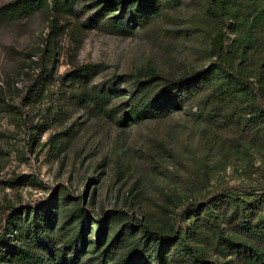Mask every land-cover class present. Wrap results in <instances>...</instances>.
I'll return each instance as SVG.
<instances>
[{"label": "rangeland", "instance_id": "1", "mask_svg": "<svg viewBox=\"0 0 264 264\" xmlns=\"http://www.w3.org/2000/svg\"><path fill=\"white\" fill-rule=\"evenodd\" d=\"M98 1L76 0L77 15L86 17ZM111 1L103 17L83 31L74 57L76 64L98 63L94 85L113 87L110 103L96 111L70 96L59 76L73 67L67 24L57 34L52 82L38 101L28 102L27 85L37 71L48 19L37 12L0 22V206L10 204L23 213L53 201V228L60 219L81 214L93 241L104 219L122 225L130 245L143 238L138 222L167 229L198 189L246 195L254 188L264 178V122L248 120L223 147L187 106L118 122L140 80L157 84L190 73L205 65L207 56L200 49L205 40L186 28L202 14L198 0H178L130 29L111 26L107 15L122 0ZM231 38L225 29L223 41ZM185 164L198 174L194 188L179 179ZM90 247L91 242L86 264L95 261Z\"/></svg>", "mask_w": 264, "mask_h": 264}, {"label": "trees", "instance_id": "2", "mask_svg": "<svg viewBox=\"0 0 264 264\" xmlns=\"http://www.w3.org/2000/svg\"><path fill=\"white\" fill-rule=\"evenodd\" d=\"M75 1L6 0L0 3V22L37 12L48 19L37 52V71L27 85L28 102L38 101L52 82L57 34L67 24L73 67L59 76L70 96L96 111L110 103L113 87L94 85L92 76L98 63L76 64L74 57L83 31L96 24L112 1L99 0L84 18L77 15ZM177 1L122 0L107 19L115 28L130 29ZM198 2L202 14L192 18L186 28L205 40L200 49L206 52V64L157 84L140 80L136 92L130 94L131 105L117 121L140 114L162 116L187 106L193 120L210 128L211 140L223 147L248 120L264 122V0ZM225 29L232 32L228 42L223 41ZM56 112L61 113V108ZM184 172L180 181L187 188L197 186L196 171L185 164ZM56 212L53 201L23 213L10 204L1 205L0 264H86L84 255L90 242L93 264H264V178L246 195L198 189L167 229L138 222L143 238L130 245H125L122 225L104 219L98 221L93 241L87 238L88 223L81 214L62 218L53 228Z\"/></svg>", "mask_w": 264, "mask_h": 264}]
</instances>
